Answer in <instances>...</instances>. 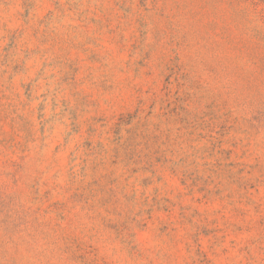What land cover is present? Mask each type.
Wrapping results in <instances>:
<instances>
[{
	"label": "rangeland",
	"instance_id": "1",
	"mask_svg": "<svg viewBox=\"0 0 264 264\" xmlns=\"http://www.w3.org/2000/svg\"><path fill=\"white\" fill-rule=\"evenodd\" d=\"M0 264H264V0H0Z\"/></svg>",
	"mask_w": 264,
	"mask_h": 264
}]
</instances>
